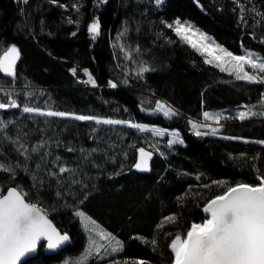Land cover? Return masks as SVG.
Listing matches in <instances>:
<instances>
[{
	"label": "trees",
	"instance_id": "trees-1",
	"mask_svg": "<svg viewBox=\"0 0 264 264\" xmlns=\"http://www.w3.org/2000/svg\"><path fill=\"white\" fill-rule=\"evenodd\" d=\"M96 19L101 31L93 38L88 25ZM176 19L193 21L234 55L246 48L264 55V0H0V55L13 44L21 52L15 76L0 72V102L21 105L0 109V163L13 169L0 170V194L21 189L73 241L53 255L42 245L24 264H61L65 252H82L80 211L123 242L112 256L92 254L84 264H172L171 240L208 217L210 199L264 176V83L205 63L168 27ZM156 101L176 115L149 112ZM251 104L257 115L239 120L236 111ZM24 106L70 115L25 113ZM228 109L216 135L195 134L192 122L207 124L204 112ZM79 115L178 132L183 143ZM140 148L152 152L148 171L134 167Z\"/></svg>",
	"mask_w": 264,
	"mask_h": 264
},
{
	"label": "snow or ice",
	"instance_id": "snow-or-ice-1",
	"mask_svg": "<svg viewBox=\"0 0 264 264\" xmlns=\"http://www.w3.org/2000/svg\"><path fill=\"white\" fill-rule=\"evenodd\" d=\"M55 3L56 0H53ZM106 2V0H101ZM159 4L160 0H156ZM27 3V0H24ZM68 23H74L71 19ZM177 36L187 42L191 47L205 55V63L214 65L221 72L233 75L236 80L249 83H264V58L252 52L245 55H234L227 49L216 45L210 38L194 29L187 22L176 20L174 25L169 24ZM88 31L93 38L98 36L101 25L98 19L88 25ZM75 35V33H72ZM21 57L20 49L15 45L9 46L0 55V72L9 76L16 75V64ZM246 68L251 71L246 70ZM149 69L145 66L140 72ZM76 74V69L71 70ZM87 71V70H85ZM87 83L95 85L96 81L88 74ZM115 88V83L110 84ZM264 106V105H262ZM20 104L16 99H9L8 102H0V109L19 108ZM23 112H36L48 116H68L69 113L48 111L41 112L39 108L24 106ZM155 111L161 112L165 117L176 115L175 110L161 101H156ZM264 114V113H261ZM257 115L250 108L239 111L237 118L241 121ZM206 121H214L218 127L209 124H197L192 122V128L197 136L216 135L220 121L224 118L223 113H203ZM77 120H95L98 124H122L128 123L133 128L144 130L145 125L134 124L129 121L100 119L95 116L79 115L74 117ZM2 126V125H0ZM208 128L209 132H201L199 129ZM158 135L163 136L165 130L152 129ZM172 139L168 141L169 146L179 141V133H171ZM229 139H235L229 137ZM264 143V141H259ZM37 149H33L36 151ZM152 152L139 149V159L134 167L141 171L149 170V162ZM0 170L13 171L11 166L0 163ZM71 171L66 167H60V173ZM203 211L208 217L202 223L193 222L185 234L177 233L171 240L170 249L174 254L172 264H264V176L256 185L248 183H237L230 186L220 195L210 199L204 206ZM89 233V247L86 253L75 264H84L86 258L93 254H99L101 249L107 247L115 253L122 249L120 241L115 240L111 233L100 229L96 221L85 215L83 212L76 213ZM166 222L175 223V216L165 217ZM159 227H163L161 224ZM69 235L60 230L48 218L45 209L35 203L28 202L26 194L17 187L7 190V194H0V264H21L22 258L37 250L41 241H46L49 250H54L65 242L69 241ZM113 243L115 246H113ZM156 243L155 240L152 241ZM71 264V262H66ZM119 264V262H114ZM123 264H129L124 261ZM133 264H146V261L137 260Z\"/></svg>",
	"mask_w": 264,
	"mask_h": 264
},
{
	"label": "rangeland",
	"instance_id": "rangeland-1",
	"mask_svg": "<svg viewBox=\"0 0 264 264\" xmlns=\"http://www.w3.org/2000/svg\"><path fill=\"white\" fill-rule=\"evenodd\" d=\"M154 1H155V3H156L158 6H162V5L165 3L166 0H160V3H159V4L156 2V0H154ZM176 20H180L181 22H187V23L191 24V25L193 26L194 29H198L199 32H202V33L206 34V35L210 38V41H213L216 45H219V46L225 48L222 44H220L218 41H216V40L213 38V36H212L211 34H209L208 32H206L204 29L200 28L199 26H197L193 21H191V20H189V19H187V20L176 19ZM176 20H175V21H176ZM175 21H174V23H175ZM174 23H173V25H174ZM17 47H18V46H17ZM18 48H19V47H18ZM225 49H226V48H225ZM247 52L255 53L256 55L260 56L261 58H264V55H263L261 52L256 51V50H254V49H250V48H249V49L246 48V50L244 51V53H243L242 55H245ZM17 62H18V61H17ZM246 70L251 71V70L248 69V68H246ZM161 102H163V103L165 104V101H161ZM260 104H261L260 107H261V109H262L263 112H264V106H262V105H264V99H263V101L260 102ZM169 106H170V105H169ZM171 107H172V106H171ZM246 107H247V108H250L253 112H256L255 108L257 109V107H255L254 104H251V105H247V106H245V107H243V108H241V109H238V110L236 111V116H237V113H238L239 111L246 110ZM155 108H156V106L153 107V108H151V109H148V111H149V112H152V113H155V112H157V113H161V112L155 111ZM172 108H173V107H172ZM232 111H234V109H228L227 111H221V112H218V113H223V116H224V115H230V117H231V115H232ZM41 112H43V113H47L48 111H43V110H41ZM53 112H54V111H53ZM210 113H217V112H210ZM196 122H197V121H196ZM203 123H207V124L211 125L212 127L215 126V125H214L215 122H213V121H203ZM145 129H146V130H152V129H154V128L149 127V126H146ZM156 129H160V128H156ZM162 130H163V129H162ZM171 133H173V132H172V131L165 130V134H164V135H168V137H169L170 140H171V139H172V135H171ZM179 139L182 140V137H181L180 135H179ZM182 141H183V140H182ZM80 212H82V211H80ZM83 213H84V212H83ZM84 214L87 215V216H89V215L86 214V213H84ZM89 217H91V216H89ZM79 218H80V217H79ZM91 218H92V217H91ZM92 219H93V218H92ZM80 220H81V219H80ZM93 220H94V219H93ZM95 221H96V220H95ZM81 224H82V221H81ZM96 224L99 226L100 229H103L104 231L108 232V231H107V230H106V229H105L100 223H98L97 221H96ZM82 227H83V229H84V231L86 232V235H87L86 244H85V246H84V248H83V251L80 252L78 255H75V256H72V255L70 254V252H65V254L63 255L64 259H63V262H62L61 264H66V262H71V264H73V262L78 261L81 257H83V256L85 255L86 250H87L88 247H89V233L85 230L83 224H82ZM112 236L115 238V240L120 241L121 244H122V246H123V242H122V240H121L119 237L114 236V235H112ZM101 243H105L106 248L100 250V254H99L100 258H107V257H110V256H112L113 254L116 253V252H115V253L111 252V249L107 247V243H106V242L101 241ZM113 246H115L114 243H113ZM122 248H123V247H122ZM93 254H97V253L93 252ZM88 257H89V256H88ZM88 257H87V258H88ZM87 258H86V259H87Z\"/></svg>",
	"mask_w": 264,
	"mask_h": 264
},
{
	"label": "water",
	"instance_id": "water-1",
	"mask_svg": "<svg viewBox=\"0 0 264 264\" xmlns=\"http://www.w3.org/2000/svg\"><path fill=\"white\" fill-rule=\"evenodd\" d=\"M16 1H19V0H16ZM151 161V160H150ZM149 168H150V162H149ZM141 171V170H140ZM148 171V170H147ZM257 179V182L259 183L260 182V177H256ZM250 184V183H248ZM253 185H256V184H253ZM7 194V192H6ZM5 194V195H6ZM207 216L208 214L205 213ZM48 218L53 222V224L56 226V224L54 223V221L48 216ZM57 227V226H56ZM58 230H60L58 227H57ZM61 231V230H60ZM62 233V232H61ZM68 234V233H67ZM69 235V234H68ZM70 239L69 241L65 242L63 245H61V247L57 248V249H54V250H49L46 246V241H41V243L37 246V250L36 252L34 253H30L28 254L27 256L23 257L22 258V261H21V264H24V262H26L27 260H30L32 258H35L38 254H39V251H40V248L42 245H44V253L45 255H53V254H57L59 252H61L63 249H65L66 247H68L73 241H72V238L71 236L69 235Z\"/></svg>",
	"mask_w": 264,
	"mask_h": 264
}]
</instances>
